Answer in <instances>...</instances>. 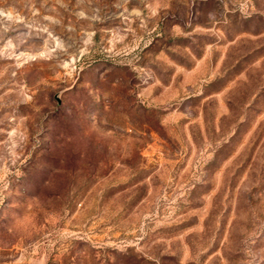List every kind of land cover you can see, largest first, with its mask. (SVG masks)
Instances as JSON below:
<instances>
[{"label": "rangeland", "instance_id": "obj_1", "mask_svg": "<svg viewBox=\"0 0 264 264\" xmlns=\"http://www.w3.org/2000/svg\"><path fill=\"white\" fill-rule=\"evenodd\" d=\"M0 264H264V0H0Z\"/></svg>", "mask_w": 264, "mask_h": 264}]
</instances>
